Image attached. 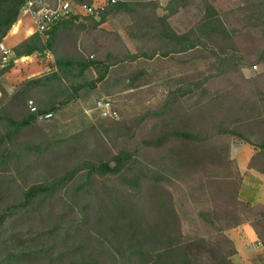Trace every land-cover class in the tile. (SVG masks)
I'll use <instances>...</instances> for the list:
<instances>
[{"label": "trees", "instance_id": "1", "mask_svg": "<svg viewBox=\"0 0 264 264\" xmlns=\"http://www.w3.org/2000/svg\"><path fill=\"white\" fill-rule=\"evenodd\" d=\"M25 1L0 0V43ZM158 7L117 0L34 31L10 51L35 54L48 70L12 90L4 75L13 62L0 60V264H237L227 232L246 222L264 253V206L239 198L230 144L251 146L264 178V0H169L162 15ZM179 11H194L182 31L169 23ZM118 13L141 47L120 55L97 43L84 55L81 34ZM153 59L189 71L158 106L53 134V115L81 90L120 73L142 85L149 76L140 63ZM56 81L70 94L38 96ZM43 113L52 117L39 120ZM189 213L193 231L183 228Z\"/></svg>", "mask_w": 264, "mask_h": 264}, {"label": "rangeland", "instance_id": "2", "mask_svg": "<svg viewBox=\"0 0 264 264\" xmlns=\"http://www.w3.org/2000/svg\"><path fill=\"white\" fill-rule=\"evenodd\" d=\"M74 2H83V0H73ZM117 1V0H116ZM159 5L156 13L162 15L165 13L163 8L169 0H149ZM193 10V9H192ZM194 12V11H193ZM193 12H184L179 11L177 14L172 16L169 19L170 25L175 28L177 31H182L185 27L186 20L191 16ZM192 17V16H191ZM130 25L129 16L124 14H116L107 18V20L99 26L94 31H88L81 34V40L79 44V49L86 56H91L94 54L93 50L95 49V44H100L106 48V50H112L117 54L123 55L126 53H134L136 50L141 47L140 41L134 40L129 36L128 27ZM13 26H19L23 29V32L31 33L35 29L32 19L28 16H19V19ZM12 26V28H13ZM11 28V30H12ZM10 30V31H11ZM10 44V38L4 44L5 46ZM103 53V51H102ZM4 58L12 59L14 55L10 52L8 55H3L0 53L1 62L4 61ZM42 61H46L42 60ZM10 62V61H9ZM14 68H11L7 74L4 75V78L8 77L10 83H19L26 78L40 75L44 72H47L48 68L45 65L40 64L38 57L33 54L28 56L25 59L18 60V62H13ZM145 68L148 77L146 83L142 85H136L137 81H132L125 77V74H115L109 79L106 78L100 83H96L94 88H88L81 90L80 97L76 98L74 101L65 105L59 112L53 115L54 120H56L57 125L53 134L64 136L70 133H73L87 124L95 123L100 119L99 113L95 109V102L100 99H108L112 102L115 110L126 115V116H136L142 113L146 109H153L158 106L163 98L166 91V88L174 85L179 78L183 79V76L188 74V66L179 64L177 62H168L151 60L149 63H140V66ZM197 69H199L197 67ZM261 70L260 66L246 68L243 70V74L246 77L252 76L253 74ZM95 75H88V81L91 78H94ZM56 81L52 83L51 90L47 91L45 88H41L38 91V96L44 100L48 98L58 97L62 98L70 94L69 89L67 88L66 83ZM131 85L133 88H130ZM16 86V85H15ZM108 141V140H107ZM112 148H129V144L121 140L108 141ZM231 149L241 150V147L248 150L252 148L246 144H242L237 140L230 139ZM241 146V147H240ZM252 150V149H251ZM243 152L241 156H244ZM232 166L236 171L237 177L239 173L236 170L235 165ZM256 165V164H255ZM254 162L250 159L248 167L252 168ZM174 196L179 197V192L177 189L173 191ZM187 210H193L190 205H186ZM195 218L189 213L183 223V228L185 231H193L195 229ZM197 223V222H196ZM248 247V246H247ZM249 248V247H248ZM245 249L249 258L257 260L259 263L262 262L260 255L256 253H249V249ZM262 264V263H261Z\"/></svg>", "mask_w": 264, "mask_h": 264}, {"label": "crops", "instance_id": "3", "mask_svg": "<svg viewBox=\"0 0 264 264\" xmlns=\"http://www.w3.org/2000/svg\"><path fill=\"white\" fill-rule=\"evenodd\" d=\"M34 31L35 29L32 30L31 33H33ZM31 33L23 32V29L20 28L19 26L18 27L13 26L12 30L9 31V33L6 35L2 43L5 44L6 41L10 38V44L8 46L6 45L5 47L11 50V47L19 43L21 40L26 38ZM27 57L28 56L26 57L14 56V58L12 59L4 58V61L18 62V60H22ZM15 66L16 65H14L12 68H14ZM7 78L8 77L4 78L7 84V88L8 90H12L14 86L17 85L18 83L17 84L16 82L10 83L8 80H6ZM251 149H250L251 152H249L248 150L241 147V150L240 151L235 150V153L234 150L231 149V159L233 160L234 162L233 164L235 165L236 170L239 173L238 179L240 182V187H239L238 196L241 200L248 202L251 205L261 204L264 206V178L257 173L256 171L257 168L255 163L252 168L248 167V163L254 152L253 148ZM243 152H245L244 156H241ZM227 234L235 245L236 254L233 259L237 264L264 263L263 247L260 241L257 239L251 223L246 222L240 226L232 228L227 232ZM247 248L249 249V253H256L260 255L262 262L259 263L257 260H254V258L253 259L249 258V256H247L246 253L244 252V250Z\"/></svg>", "mask_w": 264, "mask_h": 264}, {"label": "built area", "instance_id": "4", "mask_svg": "<svg viewBox=\"0 0 264 264\" xmlns=\"http://www.w3.org/2000/svg\"><path fill=\"white\" fill-rule=\"evenodd\" d=\"M116 0H86L74 2L73 0H55L53 4H48L43 0H26L20 11V16L28 15L32 19L36 32H43L50 24L68 16H88L104 9L108 4L115 3ZM0 53L8 55L10 50L0 43ZM27 107L31 112L36 111L32 100L27 102ZM95 109L101 118L116 119L118 112L108 99H100L95 102ZM52 117L51 113H43L38 116L39 120H47Z\"/></svg>", "mask_w": 264, "mask_h": 264}]
</instances>
